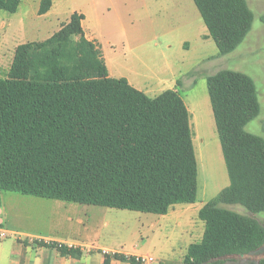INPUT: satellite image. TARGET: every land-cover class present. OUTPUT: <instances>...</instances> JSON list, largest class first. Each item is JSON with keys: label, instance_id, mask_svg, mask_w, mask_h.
<instances>
[{"label": "trees", "instance_id": "obj_1", "mask_svg": "<svg viewBox=\"0 0 264 264\" xmlns=\"http://www.w3.org/2000/svg\"><path fill=\"white\" fill-rule=\"evenodd\" d=\"M53 1L40 0L37 15ZM192 1L221 56L251 30L246 0ZM20 3L0 0V10L14 14ZM83 19L73 12L49 38L17 45L0 76V202L3 193H17L161 216L193 204L197 162L185 103L175 90L149 97L110 77ZM206 89L229 184L198 211L203 233L181 264H225L264 247L259 221L219 206L264 212V140L245 130L260 113L255 83L221 70L206 78ZM112 257L138 264L133 256Z\"/></svg>", "mask_w": 264, "mask_h": 264}, {"label": "rangeland", "instance_id": "obj_2", "mask_svg": "<svg viewBox=\"0 0 264 264\" xmlns=\"http://www.w3.org/2000/svg\"><path fill=\"white\" fill-rule=\"evenodd\" d=\"M39 1L21 0L14 14L0 10V76H5L17 45L49 38L73 12L80 13L82 28L99 47L110 77L126 79L149 97L165 90L179 94L190 114L197 162L193 204L175 205L164 216L81 205L79 216L55 212L52 237L148 256L151 264L181 263L187 247L203 233L198 211L229 184L206 89L208 76L231 70L254 81L260 113L245 130L264 140V0H246L254 16L251 30L224 56L206 38L192 0H54L50 11L38 16ZM22 206L29 208H23L22 214L37 221L17 223L21 231L47 236V227L52 226L48 216L29 202L23 201ZM219 206L253 217L264 226V212ZM94 210L101 211L94 216ZM260 258H264V247L225 264H255Z\"/></svg>", "mask_w": 264, "mask_h": 264}, {"label": "crops", "instance_id": "obj_3", "mask_svg": "<svg viewBox=\"0 0 264 264\" xmlns=\"http://www.w3.org/2000/svg\"><path fill=\"white\" fill-rule=\"evenodd\" d=\"M85 36L87 39L94 41L87 33H85ZM23 201L31 203V205L36 206L38 210L48 216L47 223L50 221L52 226H49L50 228L47 227V236L21 231L17 223L29 222V224H33L37 221L35 217L24 216L22 214L24 209H29L22 206ZM79 207H81V205L75 203L24 196L17 193H3L0 202V230L7 231L14 235V237L0 239V264H129L113 258L112 255L114 253H119L128 257L136 256L135 254L76 243L80 246L83 245L80 249L82 255L77 259L69 256H61L56 248L48 247V245L34 241L35 239H41L44 242H72L52 237V234H54L55 212L59 214L67 213V216H79ZM17 209H21V212H16ZM100 211L101 210H94L93 215L97 216ZM46 226H48V224Z\"/></svg>", "mask_w": 264, "mask_h": 264}, {"label": "built area", "instance_id": "obj_4", "mask_svg": "<svg viewBox=\"0 0 264 264\" xmlns=\"http://www.w3.org/2000/svg\"><path fill=\"white\" fill-rule=\"evenodd\" d=\"M10 233L4 230H0V239H5L8 237ZM34 241L43 243L45 245H50V244H54L56 247L55 248H60V247H67L68 249H81L83 247V245H78L76 243H72V242H49V241H43L41 239H35ZM135 261L138 264H151L153 262V259L151 257L148 256H140V255H136L133 256Z\"/></svg>", "mask_w": 264, "mask_h": 264}]
</instances>
